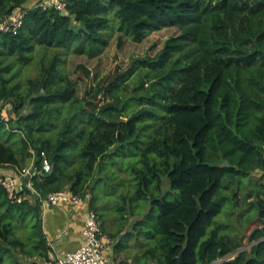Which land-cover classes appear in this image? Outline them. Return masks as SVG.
<instances>
[{
	"label": "trees",
	"instance_id": "obj_1",
	"mask_svg": "<svg viewBox=\"0 0 264 264\" xmlns=\"http://www.w3.org/2000/svg\"><path fill=\"white\" fill-rule=\"evenodd\" d=\"M27 1L0 0V18L25 9L17 33H0V97L16 114L0 117V168L20 169L34 154L41 168L45 152L53 169L37 173L35 192L25 188L21 202L0 184V264L49 259L40 197L63 189L86 197L109 178L101 173L110 161L126 171L122 158L132 147L138 159L129 162V177L117 173L130 186L118 211L122 221L127 213L135 219L109 233L115 264H181V252L183 264H264V0H66V14L27 9ZM166 27L179 33L94 89L103 103L79 97L59 49L89 45L93 55L109 45L111 30L141 42ZM37 47L56 52L23 86L18 77ZM7 132L21 134L15 145L1 140ZM165 178L174 200L163 192ZM242 200L261 223L234 262L227 256L242 236L216 217ZM98 217L105 234L108 220ZM130 246L136 251L123 254Z\"/></svg>",
	"mask_w": 264,
	"mask_h": 264
},
{
	"label": "rangeland",
	"instance_id": "obj_2",
	"mask_svg": "<svg viewBox=\"0 0 264 264\" xmlns=\"http://www.w3.org/2000/svg\"><path fill=\"white\" fill-rule=\"evenodd\" d=\"M111 18L114 20L113 13H111ZM110 32L111 35L109 45L99 53L91 55L89 45H87V49L84 52H77L75 47H71L70 49L61 48L58 50L62 52V64L64 66V70L76 84L79 97H85L88 101L95 103H103L105 100L103 99L105 98V94L103 92L97 94L96 90H94L95 88L108 84V82L114 79L119 73L129 70L135 58L154 56L163 47L165 40L171 35L178 34L179 29L176 27H166L161 30L153 31L149 33L148 36L141 42L132 40L129 36L118 30H111ZM55 52V49H47L44 47L36 48L33 60L29 65L22 67L18 77V80L22 82L23 86L27 83L29 78H34L39 75L41 63H48L52 59ZM80 66L84 67L81 68ZM85 69L89 71L88 74L84 71ZM107 99L109 98H106V100ZM9 105L11 111L9 112V117L16 118V114L12 110V104L9 103ZM27 111L28 109L25 110V112ZM20 136V133H13V135L10 137L9 133L7 132L4 133V135L1 137V140L5 141L7 138H9L7 143L15 145ZM146 139L147 135L145 134L142 136V140ZM141 145H143V143ZM31 149L33 150V148ZM137 151L138 150L135 147L127 148L125 154H123L122 159L124 161V169L126 171L120 170L119 165L118 167L115 164L112 165L113 163L110 161L109 165H106V168L101 173L102 177L105 178L109 176V178L98 181L95 184V188L90 189L88 193V200L90 201L92 198H94L95 205L100 208L99 213H102L104 218L108 220L106 224L107 232L105 231L104 237L105 239L109 240V242L111 240L113 241H111V243H113L112 249L115 245V239L113 240L109 233L112 234L117 231L122 226L120 222L124 223V231L128 230V228H130L129 222H133L135 219V216H133L131 213H127V217L124 221L120 220L119 218L120 215L118 211V205L122 203L120 192H126L130 186L125 184V187L123 188L122 186H124V183L118 179L117 173L120 172L119 175H121L122 178L129 177V169L127 167L129 162L136 161L138 159ZM120 156H115L114 160H116V162L119 161ZM100 175H95L94 179H97ZM257 178L258 177L254 175V177H251L249 180H247L248 184L246 189L240 194L242 198L249 190L255 187ZM163 192L167 193L166 197L168 199L174 200L177 198V190L170 186L168 178L164 179ZM232 206L233 205L231 201L227 202L222 213L216 217V221L218 223L228 225L227 231L230 230L229 234L231 236H242L243 245L238 250L249 249L251 246L249 236L251 235L252 231L260 225L261 222L259 219H255V214L252 212H247L248 207L245 201L242 200L241 203L235 207V211H233ZM127 207L129 209V205H127ZM133 241L134 240L131 239L129 243L132 244ZM125 243H128V241ZM133 251H136V249L130 246L127 250L124 249L123 254L129 253L131 256ZM238 253L239 252L237 250H234L227 257L229 259H235L237 258ZM118 258L120 261V259L123 260L125 257L122 255V257L119 256ZM117 261L118 259L115 258L114 254L113 258L111 259V264H115Z\"/></svg>",
	"mask_w": 264,
	"mask_h": 264
},
{
	"label": "built area",
	"instance_id": "obj_3",
	"mask_svg": "<svg viewBox=\"0 0 264 264\" xmlns=\"http://www.w3.org/2000/svg\"><path fill=\"white\" fill-rule=\"evenodd\" d=\"M35 7L42 9L56 8L66 14V0H38ZM25 9L16 8L13 12L0 18V33H17L23 23ZM10 105L2 106L0 97V117L4 120L9 117ZM42 167L36 163L35 154L29 158L28 162L20 169L10 170L0 174V184H3L9 192L11 198L16 201H23L28 196L25 195V188L35 192L34 177L39 172H51L53 166L45 152H42ZM88 195L83 197L72 193L69 189H63L51 193L47 198H41L43 210L52 204H79L89 201ZM84 243L73 251L65 254L54 253L51 249L49 259H42L38 264H109V255L112 253V243L105 239L98 214L90 209L85 217L83 229Z\"/></svg>",
	"mask_w": 264,
	"mask_h": 264
},
{
	"label": "crops",
	"instance_id": "obj_4",
	"mask_svg": "<svg viewBox=\"0 0 264 264\" xmlns=\"http://www.w3.org/2000/svg\"><path fill=\"white\" fill-rule=\"evenodd\" d=\"M37 1L28 0L25 6L27 9L35 7ZM10 168L13 169L12 167L0 168V174L8 172ZM88 210L89 201L86 200L74 205L52 204L43 210V229L50 245L54 248V253L65 254L77 249L84 243L83 229ZM112 250L109 255V263L115 254L114 248ZM37 261L40 262L41 259L38 258Z\"/></svg>",
	"mask_w": 264,
	"mask_h": 264
},
{
	"label": "water",
	"instance_id": "obj_5",
	"mask_svg": "<svg viewBox=\"0 0 264 264\" xmlns=\"http://www.w3.org/2000/svg\"><path fill=\"white\" fill-rule=\"evenodd\" d=\"M244 249H241V250H237L238 252H241V251H243ZM219 257H221V254L219 253ZM238 257H239V254H238V256H237V258H235V259H231L232 261H234V262H237V259H238ZM220 260V259H219ZM219 260L217 261V262H215V263H218L219 262ZM180 261H181V264H183V252H181V254H180ZM215 263H213V264H215Z\"/></svg>",
	"mask_w": 264,
	"mask_h": 264
}]
</instances>
